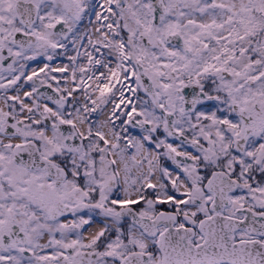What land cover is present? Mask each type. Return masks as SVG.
I'll list each match as a JSON object with an SVG mask.
<instances>
[{
  "label": "snow or ice",
  "instance_id": "6c2138e0",
  "mask_svg": "<svg viewBox=\"0 0 264 264\" xmlns=\"http://www.w3.org/2000/svg\"><path fill=\"white\" fill-rule=\"evenodd\" d=\"M0 264H264V0H0Z\"/></svg>",
  "mask_w": 264,
  "mask_h": 264
}]
</instances>
